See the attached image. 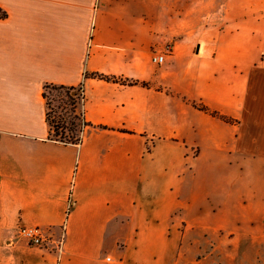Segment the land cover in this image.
I'll return each instance as SVG.
<instances>
[{
	"label": "crops",
	"instance_id": "0c3cea01",
	"mask_svg": "<svg viewBox=\"0 0 264 264\" xmlns=\"http://www.w3.org/2000/svg\"><path fill=\"white\" fill-rule=\"evenodd\" d=\"M0 9V264H210L245 237L264 264V0ZM48 84H83L80 142L51 138Z\"/></svg>",
	"mask_w": 264,
	"mask_h": 264
},
{
	"label": "rangeland",
	"instance_id": "374dc122",
	"mask_svg": "<svg viewBox=\"0 0 264 264\" xmlns=\"http://www.w3.org/2000/svg\"><path fill=\"white\" fill-rule=\"evenodd\" d=\"M45 96L50 118L54 121L62 120L66 126H71L74 122L76 128L74 134L78 135L83 118L82 89L49 85L46 87ZM75 115L77 117H74ZM70 134H72L70 131H66V136ZM248 239L250 238L245 237L238 242L223 239L220 243L213 244L215 252L218 253L207 256L206 260L212 261L210 264H250V251H255V246L250 244ZM208 251L210 252V248ZM231 253L236 254V259H231Z\"/></svg>",
	"mask_w": 264,
	"mask_h": 264
},
{
	"label": "trees",
	"instance_id": "16d2710c",
	"mask_svg": "<svg viewBox=\"0 0 264 264\" xmlns=\"http://www.w3.org/2000/svg\"><path fill=\"white\" fill-rule=\"evenodd\" d=\"M5 16H6V13L0 9V17H5ZM91 75L94 77L101 78V79H106V80L115 81V82H121L124 84L140 83L138 80H130L128 78L117 77L114 75H107V74H102V73H98V72H94ZM142 83L144 85H147L146 82H142ZM49 85H51V84L46 85V87H48ZM61 87L74 88V87H66V86H61ZM79 87L82 89L83 84H81ZM44 95H45V92H44ZM82 98H83V96H82ZM197 107L208 112V113H210L211 115L217 116V117H219L225 121H232V119L228 118L227 116H224V115L218 113L217 111L210 110L207 106H205L203 104H197ZM74 117H77V116L75 115ZM82 117H83L81 119L82 120V126L80 125V127H79V134L75 135L74 131L76 130V128H75L74 122H72L71 126H66V124H64L62 122V120H59V121L52 120L50 118L49 112L47 111V120H48V123L50 125V129H51V138L56 139V140H60V141L65 142V143H78V142H80L82 140V137H83L85 126L88 125V122L85 120L83 113H82ZM66 131H70L72 134H70L69 136H66Z\"/></svg>",
	"mask_w": 264,
	"mask_h": 264
},
{
	"label": "built area",
	"instance_id": "2783aa9c",
	"mask_svg": "<svg viewBox=\"0 0 264 264\" xmlns=\"http://www.w3.org/2000/svg\"><path fill=\"white\" fill-rule=\"evenodd\" d=\"M172 52V47L167 46L163 51L157 52L153 56V60L157 63H163L168 54ZM18 234L25 238L29 244L39 247H44L48 244L50 236L40 226H20ZM63 243V233L59 235L56 240V248L59 250Z\"/></svg>",
	"mask_w": 264,
	"mask_h": 264
}]
</instances>
